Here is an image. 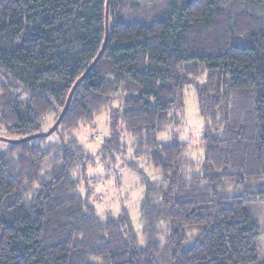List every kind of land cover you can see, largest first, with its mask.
Listing matches in <instances>:
<instances>
[{
	"label": "trees",
	"instance_id": "obj_1",
	"mask_svg": "<svg viewBox=\"0 0 264 264\" xmlns=\"http://www.w3.org/2000/svg\"><path fill=\"white\" fill-rule=\"evenodd\" d=\"M143 2L110 0L106 49L81 79L107 0H0V137L46 132L78 82L51 135L0 149V264H264L249 211L264 200V0ZM190 84L207 122L202 170L177 135L158 140ZM119 98L99 154L126 151L123 128L133 139L141 236L80 190L96 157L76 132Z\"/></svg>",
	"mask_w": 264,
	"mask_h": 264
},
{
	"label": "rangeland",
	"instance_id": "obj_2",
	"mask_svg": "<svg viewBox=\"0 0 264 264\" xmlns=\"http://www.w3.org/2000/svg\"><path fill=\"white\" fill-rule=\"evenodd\" d=\"M138 1L144 3L143 0ZM260 9L264 16V8ZM203 80L204 77L199 79L198 82H203ZM185 93V114L179 115L166 130L161 132L158 135V140L160 143L166 142L177 135L181 141L188 144L186 153L197 162V170H202L206 158V146L201 138L205 133L207 122L199 108L195 85H188ZM120 105L121 99L119 98L110 108L97 116L92 124L82 126L76 132L79 140L96 157L95 164L88 166L80 190L83 194L91 191V202L97 207L100 214L109 212L115 216L122 213L129 215L136 234L141 236L142 223L139 222L138 208L144 186L140 184L139 174L125 165L127 160L135 159L132 146L133 139L128 136L126 129L123 128L121 136L127 145L126 151L118 155L115 160L99 154L104 138L112 132L109 124L111 116L115 114L116 108ZM52 123L53 117L51 116L44 124L43 131H46ZM6 147V142L1 139L0 149ZM137 161L151 179L155 180L163 177V173L148 164L145 158H139ZM249 211L261 227L262 232L258 240V246L260 258H264V200L252 204Z\"/></svg>",
	"mask_w": 264,
	"mask_h": 264
},
{
	"label": "water",
	"instance_id": "obj_3",
	"mask_svg": "<svg viewBox=\"0 0 264 264\" xmlns=\"http://www.w3.org/2000/svg\"><path fill=\"white\" fill-rule=\"evenodd\" d=\"M109 6H110V0H107V6H106V38H105V41H104V44H103V47L100 51V53L98 54V56L96 57V59L94 60V62L91 64V66L89 67V69L86 71V73L81 77V79H83L90 71L91 69L94 67V65L98 62V60L102 57L105 49H106V46H107V43H108V33H109ZM77 84L78 82L76 83V85L73 87V89L71 90L70 92V95L68 97V100L66 102V105L60 115V117L57 119V121L54 123V125L48 129L46 132L44 133H37L35 135H31V136H28V137H24L22 139H9V138H5V137H0L1 139L3 140H7L9 142H20V141H25V140H28V139H35V138H39L40 136H43V137H47L49 135H51L59 126V124L61 123L67 109L69 108L70 106V103H71V99H72V96H73V93L75 91V88L77 87Z\"/></svg>",
	"mask_w": 264,
	"mask_h": 264
}]
</instances>
